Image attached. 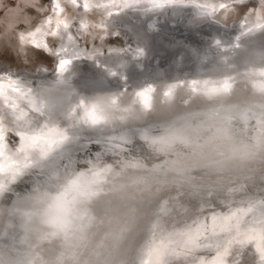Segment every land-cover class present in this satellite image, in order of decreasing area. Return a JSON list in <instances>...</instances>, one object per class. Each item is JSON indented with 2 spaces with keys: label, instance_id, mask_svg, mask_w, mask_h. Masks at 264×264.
I'll use <instances>...</instances> for the list:
<instances>
[{
  "label": "clouds",
  "instance_id": "1",
  "mask_svg": "<svg viewBox=\"0 0 264 264\" xmlns=\"http://www.w3.org/2000/svg\"><path fill=\"white\" fill-rule=\"evenodd\" d=\"M84 2L88 5L86 12L93 8L107 10L105 20L114 13L119 15L137 5H146L142 9L144 12H154L176 4L195 7L201 11L200 17L215 20L207 9L211 7L215 12L219 8L222 11V5H227L224 2L213 3L212 0L203 4H197L196 0ZM70 3H74V0H70ZM110 8H118L119 12H113ZM70 24L65 17L60 18L59 24L57 19H52L51 24L45 22L33 25L30 31L19 28L15 32L17 46L26 52L29 49L49 51L34 44L31 33H36V38L39 37L42 42L60 39L64 43H57L60 51L55 55L59 59L54 71L49 68L46 84L34 87L19 78L0 74V201L12 193L14 186L25 177L45 174L41 182L44 186L32 183L30 189L16 194L14 201L19 197L30 202V207L19 210L26 230H30L33 224L37 225L38 241H57L63 249H71L66 258L77 264L75 249L87 242L89 232L98 223L93 206L102 196L114 190L110 186L120 173H113L111 164L101 166L89 163L83 166L75 163L62 166L61 160L81 141L82 136L91 137L98 129H116L119 125L137 119L140 114L151 113L157 87L151 83L146 84L129 92L127 99V88L94 95L78 90L75 81L80 78V74L74 67L78 61L88 62L96 78L106 84L117 77L121 82L126 81L128 77L109 66L106 61L110 55L129 52L132 44L126 43L119 32H113L111 36L114 39H109L107 24L101 21L91 26L104 30L100 39L105 47H93L86 43L84 48L90 51L82 49L69 55L66 54L69 52L68 46L77 43L69 31ZM82 24L87 30L90 22L85 20ZM241 27L243 31L234 37L233 43L226 45L217 38L214 45L221 52H228L241 47L242 37L264 30V0H259L258 8L248 10ZM130 54L133 59H138L144 57L146 52L143 47H137ZM220 60L227 64L229 57L222 56ZM62 61L68 62L63 69ZM44 62L35 57L30 61L33 67ZM240 76L246 80L251 95L264 103V66H248L240 72H226L219 76L176 80L162 90V97L166 102H172L178 89H186L193 96L205 97L210 102L221 99L227 101L233 96ZM111 139L124 137L113 135ZM151 143L157 141L152 140ZM214 225L221 231L226 230L228 220L215 221ZM60 257L58 264H64L65 253L61 252ZM0 264H22V261L0 249ZM30 264H36V261ZM39 264L50 262L40 259Z\"/></svg>",
  "mask_w": 264,
  "mask_h": 264
},
{
  "label": "water",
  "instance_id": "2",
  "mask_svg": "<svg viewBox=\"0 0 264 264\" xmlns=\"http://www.w3.org/2000/svg\"><path fill=\"white\" fill-rule=\"evenodd\" d=\"M228 38H231V36ZM220 39L224 44L229 43V41H224L225 38ZM195 48L197 54L193 62L196 63L197 67L196 69H193L192 66L184 67L181 79L194 74H216V71L210 70L211 68L215 70L216 65L208 66L207 64L217 61L216 56L219 49L214 44L209 46V48L208 45L198 44ZM177 75V71L172 69L168 73L163 74L162 78L172 79ZM237 85L239 86V84ZM240 94H242L241 90ZM240 107L232 106L231 108L235 110H229L228 107H225V109L220 111V117L227 122V125L228 123L235 124L234 127L232 125L229 126V133H232L230 137L239 138L243 141V144H246L249 143L248 135L241 129L242 124L251 123L250 120L259 118L260 114L264 113L260 106L257 107L249 103ZM245 108L254 110L250 120L244 119L242 111L239 110ZM201 118L195 114L188 113L177 119H185L189 121L188 124L191 126L199 124V127L195 128V130L200 129L203 134H206L204 136L205 139L202 138L200 142L205 148L212 143L217 145L225 144V141L222 140L225 134L215 133L211 125L212 122H201L199 121ZM159 120H153L152 117H147L144 120L148 121L145 124L146 126L153 123L156 124L159 132L154 138V140H158L159 144L154 152L150 151L152 149L142 148L144 144L140 145L139 138L133 135V144L137 145L135 153L138 156H142V161L139 164L129 157L133 153H126V149L122 148V139L115 143L116 146L115 144L111 146L114 148H110V145L101 144L99 139L85 138L84 136H82L78 147L82 146L85 149L80 151L77 147L72 152L71 159L65 158L61 162L62 166H70L75 163H81L83 166H87L89 163H97L101 166L111 164L113 173H120V178L123 176L124 182L120 183L117 181L118 176H116L113 185L110 186L114 190L102 196L94 204L93 207L98 223L89 232L87 242L75 249L77 264H84L85 261H87V264H145L146 261L151 259L149 255L151 249L154 246L161 247V245V264H199L200 260L215 259L217 255L216 249L202 247L190 251L182 244L175 242L176 233L194 230L199 223L204 221V218H208L206 226L212 228L211 217L213 215L228 214L236 209H244L243 212L239 213L241 231L250 230L251 232H256L260 228L261 214L264 211V204L260 203L264 200V165H250L245 174L242 171H237L230 181H228L227 177L222 178L224 181L219 183L214 189L215 191L209 195L201 197L194 195L192 192L177 191L176 189L179 186L191 187L197 182H192L195 178L190 179V172H181L182 175H187L188 178L181 180L178 178L179 172L176 165L184 163L183 161H165L167 160L165 158L166 155L163 154H165L167 149L166 145H164L166 141L163 140L167 135L172 132L174 133L173 138H176L177 143L185 145L187 143L184 141L183 135L179 136L177 134L181 127L178 126L180 124L175 121L176 119H173L170 126H165L170 128L164 129V131L158 130L159 125H157V122ZM186 121L185 124L187 123ZM145 125L140 126L145 129ZM119 126L122 128L113 129V133L125 130L131 132L141 128L134 127L133 124ZM185 127L187 128V126ZM236 127H239L241 131L236 130L237 132H233ZM250 127L254 130L252 132H262L260 131V126L256 127L254 125ZM171 128L172 130L169 131ZM98 131H101V129L95 132ZM224 153L225 155L235 156L236 151L227 148L224 149L222 154ZM240 153L246 159L248 152L240 151ZM78 154L80 155L78 156ZM158 159L162 160L154 163ZM212 159L214 157H210L207 160L210 161ZM236 159L234 158L232 162L236 165L240 164L242 159ZM184 161L192 163L195 167L203 163L199 159H184ZM159 163L162 164L159 165ZM218 164L219 162H215L213 168H219ZM256 164L260 163L257 162ZM247 165L249 166V163ZM245 167H243L244 170L246 169ZM44 175L38 174L35 177H25L18 185L14 186L12 193L7 194L0 201V249L22 262H26V264H30L33 260L36 261V264H39L40 259L49 261L50 264H58L59 259H61L60 253L64 252V264H73L71 259L66 258L72 251L71 249H63L57 241H38V226L35 224L30 226V230H26L24 219L20 215L19 210L30 207V202L19 197L14 201L16 194H22L30 189L32 183L44 186L41 184ZM136 187L140 188L136 189ZM249 203L255 206L252 212L247 211ZM215 230L217 232L216 239L221 245L220 253L222 254L223 264H261L260 253L257 251L254 242L242 244L243 237L239 236L237 232L231 230L221 231L219 228ZM169 237H172V239L170 240ZM201 243H204V241H201ZM38 245H40L39 249H37ZM44 245H47L50 251L45 249ZM57 245H59V249Z\"/></svg>",
  "mask_w": 264,
  "mask_h": 264
},
{
  "label": "bare ground",
  "instance_id": "3",
  "mask_svg": "<svg viewBox=\"0 0 264 264\" xmlns=\"http://www.w3.org/2000/svg\"><path fill=\"white\" fill-rule=\"evenodd\" d=\"M235 1H237V3L239 4H244L245 1L247 0L245 1L235 0ZM95 2L99 3L100 0H95ZM207 2H209V0H196L197 4H203ZM212 2L213 3H219V2L225 3V0H218V2L217 0H212ZM60 3L67 10L66 13H63L60 18L72 16L71 19L70 17H68V20L71 22L70 24L71 28H69L71 29V31L70 30L69 31L72 34L76 33V30L74 27L76 25L79 26L83 22L81 20L80 13H84L85 15L84 19L88 20L91 24H96L97 23L96 20H98L99 13H104L105 11H107V10H102L99 8H93L90 12L80 11L76 6L70 3V0H60ZM254 3L255 4L252 6L253 9L258 8L259 0H254ZM79 4H80V7L82 8L84 4V0H79ZM51 7H52V0H51V6H50V10H51L50 13L56 14L55 11ZM140 7L141 9H143L144 7H146V5H141ZM110 10L113 12L119 11L118 8H116V10L115 8H110ZM71 12H72V15L70 14ZM197 12L198 11L196 10L195 7L186 6L182 4H176V5L167 7L161 11L147 12L146 14L142 16L143 18H145V20H143L142 17L135 18L136 16L133 17V15L131 14H126V15L120 14L117 16V18L118 19L123 18L122 25L120 27V24H119L120 21L119 22L115 21V25H117V28L119 27L120 29L119 33H121L124 39H127V42H130L131 44H133L132 47L134 46H136L135 48L143 47L145 48L146 51H148L150 48L153 50L156 49L155 50L156 53L153 51L154 53L152 54L157 57L155 59L156 65H154L155 68L150 67L151 68L150 71L153 72L155 75L157 73H160V77L155 80H143L138 84L139 77L136 76L135 74L131 78L130 84L126 82L120 83L121 87H119L118 90L123 89V88L128 89V92L125 93L126 99L128 98L129 92H131L134 89L143 87L146 84L151 83L157 87V93L153 101L154 103L153 111L148 114H140L137 119L129 121L127 124L129 125L133 124L134 127L139 128L148 123V121H144L147 117H152L153 120L160 119L157 122V125H159L158 130L161 129V131H164V129L170 128V127H165V126L167 125L170 126V123L173 122V119L174 120L176 119L175 121L178 124H180L178 126L181 127L179 128L177 134L179 136L183 135L184 141H186L187 144L185 145V144L177 143L176 138H173L174 133L171 132V134L167 135V137L163 140V141H166V144L164 145H166V149H167L165 151V154L163 155H166L165 157L167 159L165 160L166 162H176L178 160L184 162V163H179L178 165H176L177 171L179 172L178 178L180 180L188 178L187 175L184 176L182 175L181 172H188V173L190 172L189 174L191 175L190 179L195 178L194 180H192V182L194 183L197 182V184L191 186L192 188L185 187L183 185V186H179V188H177L176 190L180 192L181 191L192 192L194 193V195L202 197L204 195H209L213 193L215 191L214 189H216V186H218L219 183L224 181L222 178L227 177L228 181H230L237 171H242V173L245 174V172H247V170L250 168V165L251 166L264 165V114H260L259 118L250 120V118H252L254 110L253 109L249 110L247 108L239 109L242 111L244 115L243 118L249 119L251 121V123L247 122L246 124H242L241 126L242 127L241 129L246 132L245 133L246 135H248L249 143H246V144H243L242 143L243 141L240 140L239 138L230 137L232 133H229V126L232 125V127H234L235 124L233 125V124L228 123L227 125V122L225 120H222L220 117V111L222 109H225V107H228L229 110L230 109L235 110L233 109L234 107L233 108L231 107L236 106L237 108L238 107L241 108L240 106L246 105L248 103L250 105H254L257 107L260 106L262 112L264 113V103L259 102V98L250 95L251 94L250 90L247 87L246 80L243 78V76L239 77V82H238L239 86L237 85L234 91L235 93H233V96L227 101L221 99V100L210 102L205 97L193 96L186 89H178L176 92L175 99L172 102H166L163 99L162 90L169 83L181 79L182 77L181 73L183 71V68L186 67L187 62L189 63L192 62L193 69H196L197 65L195 62H193L197 54L195 51L196 45L198 44L199 45L202 44L204 46L208 45V48H209V46L214 44V40L217 38L219 39L225 38L224 41H229L228 44H231L234 41V37L239 34L238 32L242 31L240 28H238L239 22L237 23L235 21H232L230 25L228 26V25L218 24L216 21H214L215 23H213V21L211 23H207L205 22V19L201 17L203 19L202 22L197 24V22L193 20V18H195L196 20L201 19L200 16L195 15ZM207 12L211 13L212 16L216 20H218L217 17L221 15L219 13V8H217L216 11L213 12L212 8L209 7L207 9ZM51 14L50 16H48V18L50 17L53 20L57 19V17L55 18L51 17ZM73 14L75 15L74 19H73V16H74ZM165 18H168V19H165ZM242 18H245V16L243 15ZM150 20L153 21V23H151ZM210 20H213V19H210ZM91 28L93 27L91 26ZM216 28H218L219 31H216ZM93 29L94 30H90L89 32H93L92 33L93 35L95 34L99 35L96 38L95 43H97L101 47H105L104 42L101 41L100 39L102 33H99L98 29L96 28H93ZM109 31H110L109 39H111L112 37L111 33L116 32V31L118 32L119 30L114 31V28L112 27L109 29ZM216 34H220V35H216ZM253 35H254V38L252 37ZM230 36L231 38H228ZM91 39L93 41L92 36H91ZM38 42H40V39ZM200 42H203V43H200ZM260 43L262 44L259 45ZM240 44H241L240 48L231 49L228 52H221L219 49L217 56H216L217 61L207 64L208 66L216 65L215 70L213 68L210 69L211 71H216L215 72L216 74L215 75L206 74V75L207 76H219V75L225 74L226 72H240L241 69L246 68L248 66H264V30H261L255 34H249V35L242 37ZM54 51L55 53H57L60 51V49L56 47ZM255 51L257 52L256 55L257 54L259 55L258 58H254L253 56H252L253 58H251L250 56H248L250 54H254L253 52ZM72 54H75V52H73ZM114 56L110 55L109 59L112 60L111 58ZM222 56L229 57L227 64L223 63L220 60V57ZM260 56H263V57H260ZM56 57L57 56L55 57L53 56V58L51 59L46 58V60L51 61L53 59L54 61L57 62L59 58L57 59ZM108 61L106 62L108 63ZM81 62L85 63V61H78L76 62L74 67L81 64ZM132 62H131V65L128 67H132ZM135 62H136L135 65H138L137 62H140V60L137 59ZM140 66H143V65L140 64ZM2 68H4L3 64H0V74H8V75L13 76L12 75L13 72H11L10 70L7 71L6 69L1 71ZM147 68L148 66H145L146 71L147 70L149 71V69ZM21 69L19 67H15V70L13 71L18 73L17 76L26 75L25 73L24 74L22 73L23 71ZM139 69H142V68L139 67ZM172 69H175L178 75L172 79H163L164 77L162 78V75L165 73V71H169V70L171 71ZM38 72L41 74L47 73L46 70H43L40 67L38 69ZM138 72L140 71L137 70V74ZM16 73H15V76H16ZM206 75L194 74V75L187 76L185 79L205 77ZM136 83L138 85H135ZM41 84H45V83H43L42 80H38L36 81V84L32 86L39 87ZM240 90L242 91V94H240ZM188 113L195 114L199 118L202 117L199 120L201 122L211 121L212 122L211 125L215 133L225 134L224 139H222L225 141V144L217 145V144L212 143V144H209L207 148H205L200 142L206 134H203L200 131V129L195 130V128L199 127V124L191 126L188 124L189 121H186L184 119L187 122L185 124L184 120L177 119L181 116H185V114H188ZM245 121H248V120H245ZM247 125H250V126L255 125L256 127L260 126L259 128L261 129L260 131L262 132L260 133L252 132L254 130L250 126H247ZM185 126H187V128ZM140 129L131 131V132L129 130L128 132L125 130V131H120L119 133L117 132L113 133V129H101V131L94 132L91 135V138L99 139L101 144H105V145L107 144V145H110V148H114L111 146L114 145L117 141L119 142L121 139L112 140L111 137L113 135L124 137V139H122L123 140L122 148L126 149L125 150L126 153H133L129 157L135 160V162L139 164L142 161V156H138L135 153V148L137 147V145L135 143L133 144V135L134 136L136 135L135 137L139 138L138 141L140 145L144 144V147L142 148H149V150L152 149L150 150L151 152H154V150L158 148V145H159L158 142L154 144L151 143V141L154 140V138L159 133L157 131L156 124L154 123L152 125L149 124L148 126H146L145 129H143L142 127ZM241 129L239 127H236V129H234L233 132L241 131ZM171 130L172 128L169 129V131ZM84 137L86 138L87 136H84ZM142 137H147V138L142 139ZM80 143L81 141L76 144V146L71 150L69 154H66L63 157L61 162L64 161L65 158L71 159L72 152L76 150V148L79 146ZM227 148L229 149L231 148L232 150L236 151L235 156L230 155V154L225 155V153L222 154L224 149H227ZM77 149L81 151L85 148L80 146ZM240 151L248 152L246 159L242 157ZM210 157H214V159L208 161L207 159ZM234 158H237L236 160H238V158L242 159L240 160L241 161L240 164L236 165L235 163H233L232 160H234ZM184 159H192V160L199 159V161H202L203 163L201 165L198 163L199 165L195 167L192 163H186ZM160 160L162 159L155 160L154 163L160 162ZM215 162H219L218 164L219 168H216V167L213 168V165ZM257 162H259L260 164H256ZM247 163H249V166L247 165ZM160 164L162 163H159V165ZM244 166H246L245 170L243 169ZM215 177H219V178L215 179ZM117 178H118L117 181H119L120 183H124L123 176L120 178V175H119ZM212 178L213 180H211ZM138 188L140 187H136V189ZM44 247L45 249H48L50 251V248L47 245H44ZM39 248H40V245H38L37 249ZM57 248L59 249V245H57ZM22 264H26V262H22Z\"/></svg>",
  "mask_w": 264,
  "mask_h": 264
},
{
  "label": "rangeland",
  "instance_id": "4",
  "mask_svg": "<svg viewBox=\"0 0 264 264\" xmlns=\"http://www.w3.org/2000/svg\"><path fill=\"white\" fill-rule=\"evenodd\" d=\"M217 2H218V0H217ZM225 3L228 5V7L222 11L219 9V13L221 15L219 17H217V19L219 21L217 23L221 24V25H228L229 26L232 21H235L237 23L239 22L238 28H240L243 31L241 25L243 23L242 20L244 18H242V17H243V15L245 16L247 14L249 9H253L252 6L255 4L254 0H247V1H245L244 4H239L235 0H225ZM50 6H51V0H0V64H3V67H4L1 69V71L4 69H6L7 71L10 70L11 72H13L12 75L14 77L16 72H14L13 70H15V67H19L20 69L22 68L21 69L23 71L22 73L23 74L25 73L26 75L17 76L18 73H16L15 77L21 79L22 82L34 85V84H36V81L42 80L43 83H45V84L47 83L48 70H49V68L52 71L55 70L56 61H54L53 59L51 61L49 60L50 61V64H49L48 60H46V58L51 59V58H53V56L55 57L56 53L54 50L57 47V43L63 44L64 41L60 40V39L55 40V41L54 40L43 41L44 43H48L50 46V51L48 53L45 52L43 49H39V50L29 49L26 52L25 49L17 46V44L15 42V32L19 28H24V31H30L32 29L33 25L45 23L46 18H48V16H50V14H51L50 13L51 12ZM140 6L141 5H137L134 9L129 8L128 10L121 12L120 14H125V15L131 14V15H133V17L136 16L135 18H138V17L141 18L147 12H144ZM115 10H116V8H115ZM66 11L67 10L65 9L64 13H66ZM197 11L198 12L196 14L195 13L194 14L197 16H200L202 14L201 11L200 10H197ZM72 12L70 13L71 15H72ZM117 12H119V11H117ZM104 14H105V12L99 13L98 20H96L97 23L104 21L107 24V28L110 29L113 27L114 31L119 30L118 32H120L119 27L117 28V25H115V21H118V22L120 21L119 24L121 27L122 22H123V18L118 19L117 18L118 15H116L114 13L112 16L106 18V20H105ZM80 16H81L82 21L86 20V19H84V17H85L84 13H80ZM51 17L55 18L56 14H51ZM68 17H70V19H71L72 16H67L66 18L68 19ZM74 18H75V15L73 16V19ZM177 18H179V17H177ZM202 18L199 20H196L195 18H193V20L195 22H197V24L201 23L203 19H205V22H207V23H211L212 21H213V23H215L214 21H217L216 19L210 20L208 18H203V19ZM240 18H242V19H240ZM142 19L145 20V18H143V17H142ZM165 19H168V18H165ZM151 20H150V22L153 23V21H151ZM90 25H91V23H90ZM203 26H205V25H203ZM74 28L76 30V33H74L73 35L75 36L77 43L75 45H69L68 46L69 50H70L68 52V54H72L73 52L77 53V52L81 51L82 49L85 52L90 51L89 49L84 48V45L86 43L91 44L93 47H101L97 43H95L96 42L95 40L99 35L98 34L93 35L92 34L93 32H89L90 30H94L93 28H91V26L88 28V30H82L78 25H76ZM109 29H108V34H110ZM216 29H217L216 31H219L218 28H216ZM69 30L71 31V29H69ZM98 31H99V33H102L101 36L104 35V30L98 29ZM240 32H238V33H240ZM233 34H235V33H233ZM253 34H255V33H253ZM216 35H218V34H216ZM91 36L93 37V41L91 39ZM252 37L254 38V35ZM121 38L124 39V37L122 35H121ZM39 39L40 38L37 37V41H39ZM111 39H114V37L113 38L111 37ZM124 40L126 43H130V42H127V39H124ZM40 42H41V40H40ZM261 44L262 43H260L259 45H261ZM135 47L136 46L132 47V49H130L129 52H126L123 55L113 54V56L114 55L115 56L111 58L112 60H110L109 59L110 57H108L107 61H108V59L110 61V62L108 61L109 66L115 67L118 72H120L123 75H126L128 77V79L124 82L129 83V84H130L131 78L135 74H136V76L139 77L138 84L143 80H155V79L159 78L160 73H157L155 75L153 72L150 71L151 70L150 67H154V65H156L155 59L157 57L155 55H152L154 52L156 53V51H155L156 49L153 50L150 48L148 51L145 50L146 55L144 57L138 58L140 60V62H137V64L139 65L138 66V65H135V63H136L135 61L137 59H133L132 55L130 54L133 51V49H135ZM101 48H103V47H101ZM253 53L254 54H250L248 56H250L251 58H253V57L258 58L259 57L258 54L256 55V53H257L256 51ZM33 57H35L36 60H43L45 62L44 63H37L33 67L32 63H30V61H32ZM260 57H263V56H260ZM56 58L58 59V57H56ZM131 62H132V67H128L131 65ZM140 64H142L143 66H140ZM144 65L148 66L147 69H149V71L148 70L146 71ZM192 65L193 64L191 62V63L187 64L186 66L189 67ZM39 67L42 68L43 70H46L47 73L46 74L39 73L38 72ZM139 67L142 69H139ZM133 68H134V70H133ZM75 70L80 74V78L75 81V83H76L75 86L78 88V90L83 91L85 94H92V95L100 94V93H103L105 91L118 90V88L121 87V85H120L121 81L119 80L118 77L113 78V81H109L107 84L102 80H98L96 78V73L93 71L91 65L88 62H85V63L81 62V64L75 66ZM137 70L140 71V72H138V74H137ZM165 73H168V71H165ZM138 84L136 83L135 85H138ZM113 85L115 87H113ZM118 127L122 128L121 126H118Z\"/></svg>",
  "mask_w": 264,
  "mask_h": 264
},
{
  "label": "snow or ice",
  "instance_id": "5",
  "mask_svg": "<svg viewBox=\"0 0 264 264\" xmlns=\"http://www.w3.org/2000/svg\"><path fill=\"white\" fill-rule=\"evenodd\" d=\"M71 4L76 6L80 11H86L88 8L87 3L85 2L83 4V7L81 8L79 4V0H74V3H71ZM227 7L228 5H222L223 9H226ZM51 8L55 11L56 17H57V23L59 24L60 17L65 12V8L61 5L60 0H52ZM45 22L48 24H51L52 18L50 17L47 18ZM79 26L82 30H85L84 25L82 23ZM31 35L33 37L32 42L34 44H37V46H40L50 51V46L48 43H44L42 41L38 42L36 38V33H31ZM67 63H68L67 61H62L61 69H63ZM260 203L264 204V200H262ZM254 207L255 206L253 204L249 203L247 211L248 212L254 211ZM243 211L244 209H236V210L231 211L228 214L213 215L211 217L212 228H208L206 226V221L208 218H204V221L199 223L198 226L194 230H188V231H182V232L176 233L175 242L182 244L186 249L190 251H194L202 247L208 248V249L215 248L217 251V255L215 259L207 260V261L200 260L199 264H223L222 254L220 253L221 245L218 239H216L217 232L215 229L218 227L214 225V222L223 221L227 219L228 227L226 230L237 232L239 236H242L243 237V240L241 241L242 244L254 242L257 251L260 253L261 264H264V211H262V214H261V221H260L261 226L256 232H251L250 230H244V231L240 230L241 220H240L239 213ZM209 232L211 233L210 235H209ZM169 239L171 240L172 237H169ZM201 241H204V243H201ZM149 255L151 259L146 261L145 264H161L160 256L162 255V245L161 247L154 246L151 249Z\"/></svg>",
  "mask_w": 264,
  "mask_h": 264
}]
</instances>
